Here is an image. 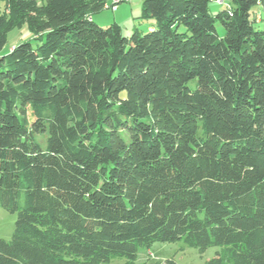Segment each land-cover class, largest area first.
Here are the masks:
<instances>
[{"label": "trees", "instance_id": "trees-1", "mask_svg": "<svg viewBox=\"0 0 264 264\" xmlns=\"http://www.w3.org/2000/svg\"><path fill=\"white\" fill-rule=\"evenodd\" d=\"M0 1V264H264V0H141L130 35L109 0Z\"/></svg>", "mask_w": 264, "mask_h": 264}, {"label": "rangeland", "instance_id": "rangeland-1", "mask_svg": "<svg viewBox=\"0 0 264 264\" xmlns=\"http://www.w3.org/2000/svg\"><path fill=\"white\" fill-rule=\"evenodd\" d=\"M109 5L113 0H109ZM229 4L232 5V0H223L222 2L210 1V10L213 13L226 8ZM4 3L0 1V11L4 10ZM141 0L122 1L118 3L117 8L112 6L106 7L102 13L97 17L98 23L107 25L111 20H116L123 26L124 34L130 35L134 28L137 27L141 31L146 30L148 26V19L141 18ZM256 24L264 28V10L262 7H256ZM218 29L222 35L225 30L220 22H217ZM35 34L29 28L27 22L16 25L8 32L7 42L3 48V52L11 50L16 44L31 40L35 41ZM16 214H12L3 207H0V237L10 239L14 230ZM183 241L176 242H160L153 243L149 248L140 247L139 260H149L150 262L159 261L160 264H166V260L174 258L180 264H206L207 261L216 256L219 246H211L204 251L199 248L184 246ZM125 258H116L110 264H124Z\"/></svg>", "mask_w": 264, "mask_h": 264}, {"label": "built area", "instance_id": "built-area-1", "mask_svg": "<svg viewBox=\"0 0 264 264\" xmlns=\"http://www.w3.org/2000/svg\"><path fill=\"white\" fill-rule=\"evenodd\" d=\"M122 1H131V0H113V9L117 8L118 3L122 2Z\"/></svg>", "mask_w": 264, "mask_h": 264}, {"label": "crops", "instance_id": "crops-1", "mask_svg": "<svg viewBox=\"0 0 264 264\" xmlns=\"http://www.w3.org/2000/svg\"><path fill=\"white\" fill-rule=\"evenodd\" d=\"M110 3L108 2V5H109ZM115 18H116V20H117V17H116V15H115Z\"/></svg>", "mask_w": 264, "mask_h": 264}]
</instances>
